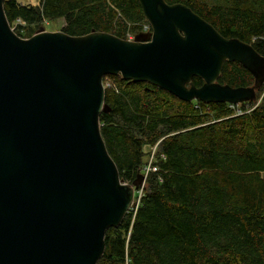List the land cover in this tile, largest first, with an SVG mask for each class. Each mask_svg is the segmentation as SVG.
<instances>
[{"label": "water", "instance_id": "water-1", "mask_svg": "<svg viewBox=\"0 0 264 264\" xmlns=\"http://www.w3.org/2000/svg\"><path fill=\"white\" fill-rule=\"evenodd\" d=\"M0 0V264H99L142 187L121 179L101 132L106 76L157 86L185 102L257 101L264 56L226 38L183 3L138 0L151 33L71 36L11 27ZM226 62L254 77L219 82ZM203 80L197 87L193 79Z\"/></svg>", "mask_w": 264, "mask_h": 264}, {"label": "trees", "instance_id": "trees-1", "mask_svg": "<svg viewBox=\"0 0 264 264\" xmlns=\"http://www.w3.org/2000/svg\"><path fill=\"white\" fill-rule=\"evenodd\" d=\"M166 1L187 5L264 56V0ZM4 9L11 27L26 24L15 30L22 38L21 30L60 19L71 36L98 31L122 39L149 24L138 0H6ZM108 77L111 111L101 114V132L121 179L132 183L147 162L145 146L160 142L159 169L148 176L136 214L108 230L99 264H264V84L239 114L236 105L185 102L148 83ZM219 82L248 87L254 77L226 62Z\"/></svg>", "mask_w": 264, "mask_h": 264}, {"label": "built area", "instance_id": "built-area-1", "mask_svg": "<svg viewBox=\"0 0 264 264\" xmlns=\"http://www.w3.org/2000/svg\"><path fill=\"white\" fill-rule=\"evenodd\" d=\"M18 22H20L21 24H23V22L21 20H18ZM49 23H50L49 21H45V24H49ZM151 32H152V27H151L150 23L149 24H144L141 33L147 34V33H151ZM136 36L137 35H135V34L128 33V35L126 36V39L127 40H130V41H133ZM104 84H105L106 89L111 87V84L110 83H105L104 82ZM237 112L239 114L242 113L240 110H238ZM159 144H160V142L156 146H154V147H150L148 145L145 146L146 148L149 149V151L151 153L150 154V161H149L148 164H145L143 166L142 171H141V174L144 176V179H143V182H142V187L139 190H137V192L135 193V202H134V204L132 206V209H131V211H133L134 214H136V211H137V209H138V207L140 205L141 199L145 195L144 193H145V188H146V180H147L148 176L151 173L157 172L158 169H159L154 164L155 155H156V152H157V149H158Z\"/></svg>", "mask_w": 264, "mask_h": 264}, {"label": "rangeland", "instance_id": "rangeland-1", "mask_svg": "<svg viewBox=\"0 0 264 264\" xmlns=\"http://www.w3.org/2000/svg\"><path fill=\"white\" fill-rule=\"evenodd\" d=\"M19 1L22 2V3H24V4H36L38 2V0H19ZM49 24H44V26H43V24L42 25L33 26V28H30V33H29V31H27V29L26 30L25 29L24 30H21V32L24 35H26V38H29V37H27L29 34H31V33L32 34H36L40 30L41 27H44L46 31H52V32L61 31V28H62V26L64 24V21L62 19H60L58 21H52ZM18 25H22L23 27H27L24 22H23V24H21L20 22L17 21V22H15L13 24V27L12 28H14V30H16L17 27H18ZM104 79H111V78H109L108 76H106ZM107 82L112 84V80L111 81L108 80ZM251 108L252 107L248 108V110L251 111ZM235 109H236V112L238 110H240L241 112L244 111V108H243L242 104L236 105ZM145 152L146 153H149V155L147 157V162H146V164H148L149 161H150V154L151 153H150L149 149L146 148V147H145Z\"/></svg>", "mask_w": 264, "mask_h": 264}]
</instances>
